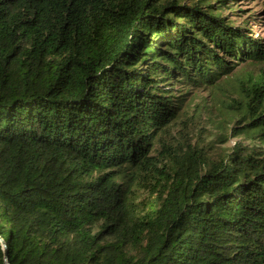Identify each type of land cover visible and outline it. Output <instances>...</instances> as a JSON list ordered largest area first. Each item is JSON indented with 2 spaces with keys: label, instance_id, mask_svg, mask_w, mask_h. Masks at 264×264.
<instances>
[{
  "label": "trees",
  "instance_id": "obj_1",
  "mask_svg": "<svg viewBox=\"0 0 264 264\" xmlns=\"http://www.w3.org/2000/svg\"><path fill=\"white\" fill-rule=\"evenodd\" d=\"M228 1L0 0L9 264H264V150L169 143L197 92L253 66L229 118L264 146V44Z\"/></svg>",
  "mask_w": 264,
  "mask_h": 264
},
{
  "label": "rangeland",
  "instance_id": "obj_2",
  "mask_svg": "<svg viewBox=\"0 0 264 264\" xmlns=\"http://www.w3.org/2000/svg\"><path fill=\"white\" fill-rule=\"evenodd\" d=\"M218 5L213 3L215 9ZM226 5H232V9H224L222 17L248 38L264 44V0H230ZM237 72L215 90H201L195 94L190 107L170 132L169 143L174 149L181 145L184 149L189 144L197 151L211 155L218 151H230L239 144L245 149L256 146L258 150H264L258 141L241 134L237 136L240 129L234 128L230 121L231 114L240 108L238 102L242 93L250 91L252 77L256 76L259 69L244 66Z\"/></svg>",
  "mask_w": 264,
  "mask_h": 264
},
{
  "label": "water",
  "instance_id": "obj_3",
  "mask_svg": "<svg viewBox=\"0 0 264 264\" xmlns=\"http://www.w3.org/2000/svg\"><path fill=\"white\" fill-rule=\"evenodd\" d=\"M0 240H1V239H0ZM1 243L3 244V248H4V251H5V244H4V242H3L2 240H1ZM6 254H7V252L5 251V253H4V255H5L4 261H5V264H9V263L7 262Z\"/></svg>",
  "mask_w": 264,
  "mask_h": 264
}]
</instances>
